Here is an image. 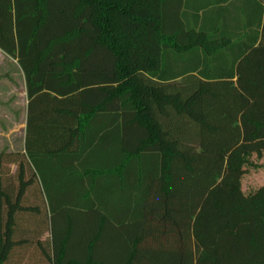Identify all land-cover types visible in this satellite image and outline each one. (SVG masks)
<instances>
[{
  "label": "trees",
  "instance_id": "1",
  "mask_svg": "<svg viewBox=\"0 0 264 264\" xmlns=\"http://www.w3.org/2000/svg\"><path fill=\"white\" fill-rule=\"evenodd\" d=\"M0 49V264H264V0H0Z\"/></svg>",
  "mask_w": 264,
  "mask_h": 264
},
{
  "label": "rangeland",
  "instance_id": "2",
  "mask_svg": "<svg viewBox=\"0 0 264 264\" xmlns=\"http://www.w3.org/2000/svg\"><path fill=\"white\" fill-rule=\"evenodd\" d=\"M26 100L25 82L18 64L0 55V154L24 148L25 129L19 123L25 121ZM249 162L242 178V189L247 194L264 185V153L260 157L252 154ZM9 167L12 171L16 169L15 165Z\"/></svg>",
  "mask_w": 264,
  "mask_h": 264
},
{
  "label": "crops",
  "instance_id": "3",
  "mask_svg": "<svg viewBox=\"0 0 264 264\" xmlns=\"http://www.w3.org/2000/svg\"><path fill=\"white\" fill-rule=\"evenodd\" d=\"M0 55L1 56H7V57H10L9 55H7L5 52H3L1 49H0ZM10 58H12V59H14L15 61H16V63L18 64V66H19V68H20V70H21V72H22V75H23V78H24V82H25V95H26V97H27V100H26V107H25V121L24 122H22V123H19V127H23L22 129L24 130H26V119H27V106H28V96H27V89H26V80H25V75H24V73H23V71H22V69H21V67H20V65H19V63H18V61H17V59H15V58H13V57H10ZM13 131H18L17 129H15V130H13ZM17 133V132H16Z\"/></svg>",
  "mask_w": 264,
  "mask_h": 264
}]
</instances>
